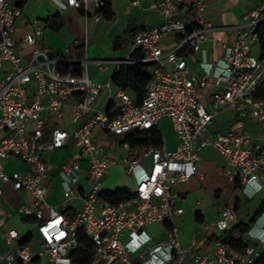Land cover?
Instances as JSON below:
<instances>
[{
  "label": "built area",
  "instance_id": "obj_1",
  "mask_svg": "<svg viewBox=\"0 0 264 264\" xmlns=\"http://www.w3.org/2000/svg\"><path fill=\"white\" fill-rule=\"evenodd\" d=\"M58 8L73 7L91 12L97 21L103 0H51ZM141 6L139 0H130ZM90 4L93 11H90ZM148 7L156 10L161 22L135 33L122 58H96L86 55L84 36L79 58L69 48L53 52L41 43L43 24L28 21L27 29L16 38L21 8L0 0V237L9 248L0 251V264H76L73 249L82 246L78 228L88 240V264H259L264 252V209L243 230L232 237L251 242L243 250L233 248L221 234L209 252H195L183 246L174 224L183 212L175 185L198 174L199 150L211 145L224 158L226 173L240 179V194L252 198L264 192V138L228 130L212 139L205 137L208 125L223 108L239 116L264 121V96L257 92L264 85V54L258 48V27L264 22V0L243 14L233 26L232 44L223 45V55L215 61H199L200 71L192 67L189 54L199 51L212 25L203 18L206 0H156ZM177 36L167 49L165 36ZM257 48L255 49V47ZM135 52L141 59L133 57ZM187 57V58H186ZM152 64L151 79L141 100L128 89L113 90V75L122 65ZM94 63L99 72L110 64L115 68L106 81H94L88 72ZM211 79L209 108L195 97ZM104 93V105H98ZM70 107V129L62 127L65 109ZM166 117L171 123L176 145H144L133 157L120 161L133 180L130 196L112 202L102 195L101 180L117 161L109 148L117 145L129 150L126 134L156 127ZM124 135L116 145L100 139ZM65 149L59 162L45 158V152ZM15 158L25 170L7 171ZM57 178L64 201L58 206L47 203V195ZM82 181V184L79 182ZM26 191L29 201L19 205L18 213L34 226L23 235L7 221L12 211L3 207L5 189ZM78 199L80 207L69 217L64 210L68 201ZM48 208V215L44 214ZM204 214V209L199 210ZM236 210L224 205L214 221H203V228L229 231ZM156 222L167 224L166 239L149 245L151 236L144 227ZM28 237L27 243L20 240Z\"/></svg>",
  "mask_w": 264,
  "mask_h": 264
},
{
  "label": "crops",
  "instance_id": "obj_2",
  "mask_svg": "<svg viewBox=\"0 0 264 264\" xmlns=\"http://www.w3.org/2000/svg\"><path fill=\"white\" fill-rule=\"evenodd\" d=\"M9 1L16 4L21 3L20 6L21 15L17 20L18 30L16 33V38H20L22 33L27 29L26 25L29 20L37 19L43 24L41 43L44 46L49 47L55 53H59L63 49L69 48L70 56L73 58H79L84 54V52L82 51V46L84 44L83 41H84L85 33L87 35L86 55L89 58L91 59L122 58L127 54L129 44L131 43L132 37L135 33L141 31L145 27L156 25L161 22V17L159 13L153 8L148 7V5L151 2L156 0H139L141 6L132 5L130 3V0H111L113 16L110 19L101 16L97 21L93 20L91 12L89 14H85L82 9H76L73 7H68L67 9H60L54 3H52L51 0H9ZM258 2L259 0H206V8L203 11V18L212 25L213 29L211 30L208 38L203 42H201L200 50L195 51L189 54L188 56L190 61L192 62V67L195 71L197 72L200 71L199 61L201 59L205 58L207 61H215L216 59L222 57L223 45L232 44L235 39L236 30L235 28H233V26L240 21L244 13H246L251 8L255 7L258 4ZM89 8L90 11H93V6L91 4ZM176 38L177 36H171V35L165 36L161 42L163 48L167 49L171 47ZM256 48L257 46L255 47V49ZM147 65H149L152 68V64H146V67ZM114 68L115 65L110 64L103 72H99L98 67L94 63H89L88 72L92 80L106 81L111 77ZM149 72L151 74V69ZM115 81L116 80H113V90H116L118 87V85L116 84L117 81L116 82ZM213 89H214V85L210 79L207 83V86L204 89H200V90L202 91V93L204 92V95L208 100L209 99L211 100L210 93ZM128 91L133 98L139 100L134 91L130 89H128ZM104 101H105V97H104V93H102L97 103L98 105L103 106ZM217 114L216 115L218 119L215 122L213 120L209 124L213 126L211 128V131L209 132L207 128L205 132V137L207 139L210 140L213 137H215L217 134L224 133L228 130L246 132L252 135L258 141H261L262 138H264V125H261L260 127L257 126L259 122L264 123V121H257L251 116H247V117L239 116L233 109L228 107L221 109ZM69 118H70V107L67 106L65 109V119L64 122L62 123V127L65 129L71 128ZM164 119L169 120L168 118L163 117L159 121ZM253 121H256V124L253 123ZM156 127L162 134V131L160 130L158 124ZM170 127H171V123H170ZM218 129H221L223 132L216 133V130ZM171 132H172L171 136L168 139H165L164 135L162 134V138L167 148H173L176 145V137L174 135L172 127H171ZM108 140L100 139V142L104 144ZM206 146H211V145H206ZM202 149L203 147L199 150V154H200V161L198 163L199 179H205V174L201 171ZM65 155H66L65 149H59L53 152H49L48 157H46V155L44 156L48 160H51L53 162H59L65 157ZM18 165H21L22 168H18ZM115 166L119 167L123 174L131 178V176L123 170V168L120 165V162L119 163L117 162L116 164L112 165L111 168ZM26 168L27 167L24 163L18 161L15 158H10L7 162V167H6L7 171L9 172L13 170H25ZM215 171L219 176L225 177L229 180H234V182L236 180L235 177H230V175L226 173V162L224 158H223V164L220 165L218 168H216ZM104 177L101 180V188L103 191L115 190L118 188L125 189V187H117L114 189L105 188L103 186ZM187 182H189V180L179 183L174 187V189L179 194V199H178L179 205L181 202L187 201V195H188ZM132 184H133V180H132ZM126 190H130V189H126ZM9 191L11 193H14L15 196L20 197L22 199L20 203L29 201V194L26 191H14L9 188H6L4 195H6L7 194L6 192ZM230 191L228 192L225 199L221 198V193H220L221 191L219 189H216L208 194L209 205L215 204L212 211H208L206 209V205H204L203 203V198H201V196H198L191 202V206H192V208L190 209L192 213L191 219H190V215L188 214L185 215V209H183V212L180 215L175 217L174 224L178 229L179 241L183 246H186L188 248L189 257L195 252H209L213 247V240L215 239V237L221 234L224 238L230 231L229 230L227 232L226 231L218 232L213 227L209 229H205L203 228L202 225L203 221H214L218 217L220 208L223 207L224 205H227V200ZM4 195L2 199L3 207L8 211L13 212L7 221V225L11 226L10 224L16 220L23 223L27 222L18 213V211L15 210V208L18 207L20 203L16 207L12 206L10 203L7 202V199L6 197H4ZM73 200L79 201L78 199H73ZM242 200H243V196L239 193L238 207L241 205ZM63 201H64V195H63L62 187L60 185L59 180L55 178L54 183L47 195V203L49 205L58 207ZM67 209L75 211L70 206H68ZM200 209H204V214L202 215L199 214ZM48 213H49L48 208H45L44 214L48 215ZM251 219L247 223H243L240 220H237V210H236V218L234 221L236 220L237 221L231 224V228L238 223H242L246 227L248 223L251 221ZM176 221L179 223V226L176 225ZM160 223L164 225V228L167 231L168 229L167 224L163 222ZM149 225H146L144 227L146 232L151 236L149 245L152 246L163 242L166 239V234L164 235L162 240L156 241L157 235L151 234L149 230L146 228ZM16 229L21 235L25 233L22 230L20 231L17 227ZM8 248L9 245L7 244V242L2 237H0V251H4ZM40 263L41 261L39 262V264ZM44 264H46V260H44Z\"/></svg>",
  "mask_w": 264,
  "mask_h": 264
},
{
  "label": "rangeland",
  "instance_id": "obj_3",
  "mask_svg": "<svg viewBox=\"0 0 264 264\" xmlns=\"http://www.w3.org/2000/svg\"><path fill=\"white\" fill-rule=\"evenodd\" d=\"M147 69L150 71L151 67L147 65ZM113 88V87H112ZM195 97L204 105L205 108H209L210 99L208 100L206 96L204 95V92L202 93L201 90H196ZM219 115V114H217ZM217 115L214 119V122L218 119ZM252 121V120H251ZM253 123L256 124V121H253ZM158 126L160 130L162 131V134L164 135L165 139L170 138L171 136V127L169 120H161L158 123ZM264 125V123L259 122L257 126ZM212 125H208V131H211ZM217 132H223L221 129L216 130ZM124 135H112L110 137V140L106 141L104 144L109 145L115 141L116 145L120 143L124 139ZM110 154L115 158V160L119 163L122 161V158L124 157H133L138 153V147L131 148L129 150H126L119 145L115 149H111ZM46 157L49 156V152L44 153ZM201 158H202V165H201V171L205 174V179H199L198 174L193 175L189 182H187L188 186V195H187V201L181 202L180 205L185 209V215H190V219L192 218L191 213V202L198 196H201L203 198V203L206 205V209L208 211H212L215 204L209 205V197L208 194L212 191L219 189L221 192V198L225 199L228 192L231 190L233 186L234 180H229L225 177L219 176L217 172L215 171L216 168H218L220 165L223 164V158L220 153H218L213 147L211 146H205L203 147L201 151ZM18 168H22L21 165H18ZM104 181V187L107 189H114L117 187H125V189H133L132 180L130 177L123 174L119 167L115 166L112 167L108 174L103 179ZM79 184H82V181L79 182ZM7 194L4 195L6 197L7 202L10 203L12 206H17L22 199L20 197H17L14 195V193L6 192ZM264 202V192L256 194L252 198H245L243 197L241 205L237 209V220H240L243 223H247L251 217L254 216L256 210L258 209L259 205ZM68 206H70L73 210H77L80 207V202L76 200H69ZM19 206L15 208L16 211H18ZM236 220V221H237ZM236 221H233L232 223H235ZM231 223V224H232ZM11 226L17 227L20 231L26 232L28 229L32 228L34 225L32 223L27 222H19L18 220L13 221ZM176 225L179 226V223L176 221ZM22 228V229H21ZM149 232L156 236V241L162 240L164 235L166 234V229L164 228V225L160 222L153 223L146 227ZM45 259H41L40 264H44Z\"/></svg>",
  "mask_w": 264,
  "mask_h": 264
},
{
  "label": "trees",
  "instance_id": "obj_4",
  "mask_svg": "<svg viewBox=\"0 0 264 264\" xmlns=\"http://www.w3.org/2000/svg\"><path fill=\"white\" fill-rule=\"evenodd\" d=\"M104 5L101 7L100 11L102 16L107 19H110L113 16V11L111 7V0H103ZM18 6H21V3H17ZM258 48L259 51L264 54V22H262L258 27ZM134 58L141 59L142 54L139 52H135L133 54ZM126 69V70H125ZM151 79V74L146 67V63H133L122 65L119 68V71L115 72L113 75V80H116V84L118 86H122L125 89H130L134 91L139 100L142 99L145 93V89L147 84ZM258 96H264V85L257 92ZM126 139L129 140L130 148L141 147L144 145H160L162 144L163 138L160 131L157 127H152L145 131H137L134 130L126 134ZM241 190L240 179L237 178L234 182V185L229 193L227 205L233 207L235 210L238 209L239 205V193ZM102 195L112 202H120L130 196V193L123 188H118L115 190H104L102 191ZM262 209H264V202H262L258 209L256 210L255 215H257ZM69 217L74 215V211L70 209L64 210ZM253 216V217H254ZM252 217V218H253ZM245 226L242 223H238L234 225L228 234L223 238L224 241L228 242L233 248L237 250H243L246 245H248L251 241L247 238H233L232 234L235 230H243ZM79 241L82 246L75 248L70 253V258L76 264H88L90 261V253L87 251L88 240L85 238L82 228H78ZM29 241L28 237H24L20 240L21 244L27 243ZM259 264H264V252H262L261 256L258 259Z\"/></svg>",
  "mask_w": 264,
  "mask_h": 264
}]
</instances>
